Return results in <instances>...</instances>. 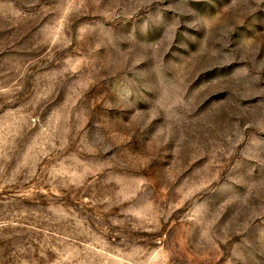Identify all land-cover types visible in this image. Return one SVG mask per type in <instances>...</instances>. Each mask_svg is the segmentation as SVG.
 <instances>
[{
  "label": "rangeland",
  "instance_id": "1",
  "mask_svg": "<svg viewBox=\"0 0 264 264\" xmlns=\"http://www.w3.org/2000/svg\"><path fill=\"white\" fill-rule=\"evenodd\" d=\"M0 264H264V0H0Z\"/></svg>",
  "mask_w": 264,
  "mask_h": 264
}]
</instances>
